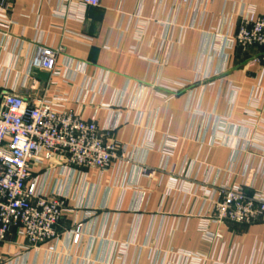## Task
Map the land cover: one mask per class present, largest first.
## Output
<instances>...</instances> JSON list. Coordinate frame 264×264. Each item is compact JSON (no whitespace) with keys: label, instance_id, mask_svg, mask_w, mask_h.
Here are the masks:
<instances>
[{"label":"crops","instance_id":"1","mask_svg":"<svg viewBox=\"0 0 264 264\" xmlns=\"http://www.w3.org/2000/svg\"><path fill=\"white\" fill-rule=\"evenodd\" d=\"M251 11L264 17V0H100L87 8L82 0H11L10 36L0 33V101L63 98L66 111L101 129L118 125L112 139L133 157L102 172L66 167L59 157L35 165L42 190L63 195L68 212L58 238L36 249H23L14 229L0 246V264H169L179 250L223 264H264V222L221 226L215 247L198 230L211 212L200 189L206 180L245 181L241 123L264 121V66L249 65L261 51L228 46ZM41 47L59 53L58 75L30 67ZM222 121L225 143L209 147ZM166 136L180 139L170 165L175 190L161 174H141L158 168ZM262 167L254 157L248 194L264 187ZM190 183L194 192L180 190ZM76 227L83 231L77 245Z\"/></svg>","mask_w":264,"mask_h":264},{"label":"built area","instance_id":"2","mask_svg":"<svg viewBox=\"0 0 264 264\" xmlns=\"http://www.w3.org/2000/svg\"><path fill=\"white\" fill-rule=\"evenodd\" d=\"M177 1L186 5L197 0ZM82 5L84 8L98 7L100 0H82ZM10 11L11 0H0V33L5 38L10 36L13 25ZM231 45L244 52L252 48L260 49L261 52L249 61V65L264 66V17L249 12L241 20L228 46ZM58 54L41 47L32 57L30 67L58 75ZM83 66L78 63L75 71L81 72ZM172 94L169 98L175 95ZM262 97V90L257 89L254 107H261ZM65 103L63 98H38L26 102L15 95L4 96L0 101V246L7 242L14 229L25 240V250L36 249L58 238L57 227L68 212L66 200L61 194H47L42 190L33 176L35 165L59 157L66 167L102 172L115 161L132 160L133 153H128L126 147L112 139L118 125L101 129L96 119L86 120L79 114L66 111ZM258 118L254 116L241 123V128L246 130L242 150L248 155L243 174L245 181L240 184L226 181L217 186L206 180L200 189L203 199L211 205V212L201 218L198 230L213 247L223 240L221 226L246 227L264 222V187L252 194L246 191L247 187H253L248 179L255 173L251 168L254 157L260 158V166L263 164V167L257 172L260 170L264 175V121L258 122ZM227 126V121L221 122L220 138L209 139V147L225 143ZM179 141L177 137L166 136L160 148L161 163L158 168H143L141 174L147 178L161 174L166 177L169 190L177 189L179 179L170 165ZM180 190L190 194L194 192V185L187 184ZM212 226L216 230H212ZM82 235V228L76 227L72 232L73 244L77 245ZM168 256L169 264H223L207 255L184 250Z\"/></svg>","mask_w":264,"mask_h":264},{"label":"rangeland","instance_id":"3","mask_svg":"<svg viewBox=\"0 0 264 264\" xmlns=\"http://www.w3.org/2000/svg\"><path fill=\"white\" fill-rule=\"evenodd\" d=\"M258 122H261V121H258ZM193 253V252H192ZM207 256H209L211 259H213L210 255H207ZM213 261H215V260H213Z\"/></svg>","mask_w":264,"mask_h":264}]
</instances>
